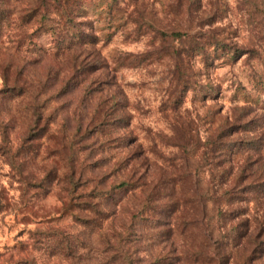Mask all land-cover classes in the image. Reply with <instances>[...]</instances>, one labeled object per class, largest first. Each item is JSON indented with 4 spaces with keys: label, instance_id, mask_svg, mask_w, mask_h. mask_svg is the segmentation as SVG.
<instances>
[{
    "label": "rangeland",
    "instance_id": "374dc122",
    "mask_svg": "<svg viewBox=\"0 0 264 264\" xmlns=\"http://www.w3.org/2000/svg\"><path fill=\"white\" fill-rule=\"evenodd\" d=\"M171 2L0 0V264H207L196 223L203 186L194 180L211 166L232 176L264 153V0H190V18L204 22L192 27L208 45L189 71L165 54L177 41L154 39L176 26L164 18ZM176 24L188 27V17ZM225 120L234 123L229 136L202 160ZM29 130L41 139L22 140ZM84 131L86 147L70 146ZM69 167L103 176L93 199L103 223L75 221L90 216L83 207L60 212L58 177ZM130 180L133 189L107 196ZM258 197L207 204L221 244L232 243L235 223L252 221ZM225 251L230 264L245 254L241 245Z\"/></svg>",
    "mask_w": 264,
    "mask_h": 264
},
{
    "label": "trees",
    "instance_id": "16d2710c",
    "mask_svg": "<svg viewBox=\"0 0 264 264\" xmlns=\"http://www.w3.org/2000/svg\"><path fill=\"white\" fill-rule=\"evenodd\" d=\"M171 1V0H168ZM193 6L190 0H172L170 4L166 5V10L164 11V18L167 19L169 16L173 19V25H176L173 28H170L171 24H166L160 27L154 33V39L159 40L160 44L163 46H167L168 44L177 41V46H171V50L166 54V56L174 63L175 68L183 69L184 71H189L191 61L195 57V55H205V47L208 45L206 42H202L203 37L206 35L200 29L196 30L195 25H192L197 22V26H201L204 22L203 19L199 18H190L192 16L197 17L192 10ZM256 9V8H255ZM264 9V6H263ZM187 16L189 25L183 26L182 24H176V20L181 16ZM210 19H207V22ZM162 22V21H161ZM178 25V27H177ZM182 25V26H181ZM186 27V28H183ZM194 34L192 35V33ZM71 78L78 79V82L82 80L81 70L73 65L71 70ZM181 76V72L180 75ZM15 88H6L4 91V97H11V94L14 92ZM38 110V109H37ZM174 112V109H173ZM36 115L37 120L34 118V123L36 121H40V115L36 110L33 111V117ZM236 122V121H235ZM249 122H247L248 124ZM100 125L102 123H99ZM222 131L219 132L218 136L214 140L204 142L203 150L201 153L202 160H207L208 156L215 154L220 146L223 144L221 142V138L231 132L234 127V123H229L228 121H224L222 125ZM87 133L88 131H84L83 134L77 139V136L71 138L69 145L70 146H78L80 144L81 148H85L86 144H83L87 141ZM41 136L33 133L31 130L27 132L25 137L22 140H30L33 143H36ZM188 141L193 140L192 137L187 139ZM185 140V141H187ZM193 144V142H190ZM85 146V147H84ZM189 146V143H188ZM186 150V159L189 161L191 158L189 157V151H191V147H188ZM188 152V153H187ZM205 164L203 163V166ZM186 168L187 178L192 177L189 172L190 165L186 162L184 165ZM52 170L47 172V176L52 178H56V175H52ZM205 175V172H204ZM203 179L194 180V184L197 186L202 185V192L200 203L202 206V217L200 221H196V223L200 226V232H202L203 244L202 248L204 250V258L203 261L207 264H230L229 255L226 253L225 249L227 246L241 245L243 251L245 252L242 257L240 264H264V153L258 154L254 159L246 161L242 169L239 173L233 174L229 176V173L226 170L218 171L216 168L207 170V174ZM206 178V179H205ZM58 181L66 182V186L64 188L63 198H62V206L60 212L65 214L67 212H71L72 209L83 207L86 211L90 213V216L86 219L80 218L79 216L74 217L78 223L81 225L87 224H101L105 221L107 215L102 211L100 202H95V192L97 191V186L102 183L103 176L101 177H89L84 176L83 173L77 174L75 171L67 170L64 174L58 177ZM135 181H123L113 188L110 189V194L107 193L108 197H112L113 194L118 189L130 190L133 189V184ZM90 183H93V188L88 189ZM144 185L139 184L138 189L142 192ZM249 195L255 196L258 195V199L254 198L256 201V206L254 208V217L252 221L249 219L240 220L235 223V227H231L228 232L230 233L233 229L239 228L240 231L238 234L232 239V243L229 245L228 242L223 244L220 243V226L219 224L213 225L209 223L206 219V206L209 202L212 204H222L229 205L236 198L238 201L244 200ZM82 199L81 206L79 203H75V199ZM261 201L259 202V200ZM176 203V202H175ZM170 210H173V206L170 205ZM225 211L220 213L222 215ZM256 215V216H255ZM20 261L14 263L18 264Z\"/></svg>",
    "mask_w": 264,
    "mask_h": 264
}]
</instances>
